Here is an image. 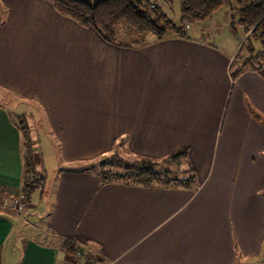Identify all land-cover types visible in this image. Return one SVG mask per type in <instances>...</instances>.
Segmentation results:
<instances>
[{"label":"crops","instance_id":"0c3cea01","mask_svg":"<svg viewBox=\"0 0 264 264\" xmlns=\"http://www.w3.org/2000/svg\"><path fill=\"white\" fill-rule=\"evenodd\" d=\"M223 7L182 37L123 46L50 0H0L1 261L264 264V50L242 66L241 29ZM28 110L64 166L17 213L15 116ZM115 149L157 161L185 149L194 181L103 183L89 168Z\"/></svg>","mask_w":264,"mask_h":264},{"label":"trees","instance_id":"16d2710c","mask_svg":"<svg viewBox=\"0 0 264 264\" xmlns=\"http://www.w3.org/2000/svg\"><path fill=\"white\" fill-rule=\"evenodd\" d=\"M177 1L179 5L178 24L171 21L160 5L153 4L150 0H96L93 4L88 0H50V3L57 13L82 27L92 28L107 43L141 46L150 39L160 40L170 33L179 37L184 36L183 28L207 20L228 2V0ZM246 1V5L238 9L237 18L239 25L247 32L248 29L264 25V0ZM120 33L130 41L118 40L117 36ZM243 48L244 46L241 45L238 52H242ZM253 50L252 45L246 46V52L249 54L253 53ZM239 54L236 57H239ZM248 58H251V55ZM250 63L251 61L247 59L242 61V66L250 65ZM16 125L22 137L20 200L29 203L36 189L43 190L45 179L36 176L35 155L32 152L33 143L27 125L20 121ZM186 155L187 152L184 149L168 155L166 159L178 161L180 164V159L183 161ZM166 159L160 161L136 159L128 164L125 163L122 171L103 170L105 164L111 165V163L102 162L100 167L102 170L98 172V175L103 183L127 182L142 186L154 184L190 186L194 181L193 170L185 169L180 177L172 175V171L159 169L160 164ZM65 246L70 253L76 251L74 242H67Z\"/></svg>","mask_w":264,"mask_h":264},{"label":"rangeland","instance_id":"374dc122","mask_svg":"<svg viewBox=\"0 0 264 264\" xmlns=\"http://www.w3.org/2000/svg\"><path fill=\"white\" fill-rule=\"evenodd\" d=\"M90 3H94L96 2V0H88ZM153 4H157L161 6V9L163 10V12H165L167 14V16L171 19V21L175 24H178L179 22V5H178V1L177 0H150ZM247 1L246 0H228L227 4H225V6L223 7V9H227V11H229V13L231 14L232 18L230 22V27L233 30H238L241 29L240 32V36L242 35V39H243V45L244 46V50L241 52V56L239 55V57H245L246 61L247 59H256L257 55L262 53L264 50V25L259 26V27H255L254 29H248V31L246 32L238 23V9L243 7L244 5H246ZM235 22V23H234ZM236 34V33H234ZM167 35H172L167 34ZM237 35H239V33H237ZM118 40H125V41H130L129 38H126L125 36H123L121 33L118 34ZM248 45H252L253 48H255L256 50H258L259 52H257L255 49L253 51V53L249 54L248 52H246V46ZM241 47V46H240ZM239 47V49H240ZM238 52V51H237ZM258 54H257V53ZM249 55H251V58H248ZM7 108H13V107H7ZM15 109H17V112L20 113V111L25 110L26 107H14ZM32 109V108H31ZM25 114H31V116H15V118L20 121L23 122L24 124L27 125L28 131H29V135L30 138L32 140V152L35 155V161H34V165L36 166V172H37V177H42L45 179V184H44V189H46V183L47 181H56V177L59 174V172L62 170L60 166H64V161H59L57 158V153H58V144H57V140L56 139H52L49 137V133L43 128L41 129L38 126V121H37V117L35 115V113L32 110H28L27 113ZM35 115L32 117V115ZM47 134V137H46ZM123 151H118L117 149L113 150L112 154L110 155H105L102 157H98L97 159H93L94 163L92 162L91 167L89 168V170H91V172H98L102 169H100V162H106L107 163H111V165L109 164H105L103 167V170L105 169H111V170H123V165L125 163H130L133 161V159L131 158H127V156H125V154L122 153ZM122 157H125L124 159ZM129 161H128V160ZM180 164H178V161H170L168 159L164 160V162H162L159 166V169L161 170H169L172 171L173 174L175 176H179L183 175L182 171H184V167L183 166V161L180 159L179 161ZM81 164V163H80ZM81 168H82V164H81ZM40 189V188H38ZM37 189V190H38ZM18 203H22V211L20 210L19 212L15 209V206H18ZM15 205V206H14ZM9 208L12 211H15L17 213H21L25 210V207L28 206V203L26 202H22L20 199H18L17 201H13L11 204H8ZM28 211V209L26 210ZM25 211V212H26ZM25 214V213H24ZM27 216L25 215L23 218H21L22 222L20 224V228L19 230H24L27 228V225L24 223V219H26ZM28 229V228H27ZM10 255V254H9ZM18 256V255H17ZM17 256H12L10 255V257L6 258V254L5 256H3L2 261L0 260V264H17L16 260H17ZM85 261H83L84 263Z\"/></svg>","mask_w":264,"mask_h":264},{"label":"built area","instance_id":"2783aa9c","mask_svg":"<svg viewBox=\"0 0 264 264\" xmlns=\"http://www.w3.org/2000/svg\"><path fill=\"white\" fill-rule=\"evenodd\" d=\"M185 28H183V30H185ZM15 209L19 212L22 209V203L21 204L18 203V206L17 207L15 206ZM81 253H82V249L77 248L76 251H75L76 257H78L79 255H81ZM83 264H98V262L95 259H88Z\"/></svg>","mask_w":264,"mask_h":264}]
</instances>
